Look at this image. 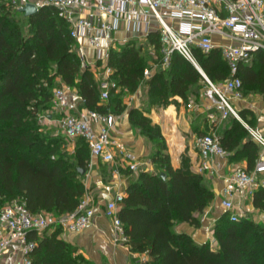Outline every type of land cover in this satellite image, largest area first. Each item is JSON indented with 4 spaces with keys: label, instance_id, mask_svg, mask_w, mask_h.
I'll use <instances>...</instances> for the list:
<instances>
[{
    "label": "trees",
    "instance_id": "1",
    "mask_svg": "<svg viewBox=\"0 0 264 264\" xmlns=\"http://www.w3.org/2000/svg\"><path fill=\"white\" fill-rule=\"evenodd\" d=\"M19 14L11 4L0 6V210L7 203L19 201L32 214L72 213L86 192L80 170H88L90 149L78 138L76 152H69L63 136L43 132L40 114L51 108L58 78L78 91L84 100L82 108L107 114L120 112L121 99L118 96L113 100V107L102 104L101 87L91 70L83 68L69 25L54 8L43 7L25 17L30 28L27 35L17 18ZM148 41L160 65L163 56L159 33L153 32ZM144 48L131 41L110 51L112 79L129 92H135L144 79L148 67ZM195 52L200 68L213 84L230 77L219 49L208 56ZM238 75L242 91L249 93L257 88L264 94V52L241 65ZM199 83H206L201 72L175 53L168 69L161 68L151 76L149 94L163 105H169L175 96L188 101L192 88H198ZM239 115L254 127V118H248L253 115L251 111ZM129 118L134 128L154 142L158 164V171H141L130 184L119 213L128 238L126 244L134 253L147 257L137 264H264V224L250 217L233 222L225 212L214 229L216 247L210 243L199 245L190 235L175 231L180 223L198 227L200 219L195 213H203L215 195L187 160L181 169L172 167L159 126L139 110H132ZM229 120L221 145L227 152H234L233 159H246L252 170L259 147L239 120L234 116ZM252 201L255 209L264 211V188L254 192ZM30 238L38 243L31 253L34 264H90L75 245L63 239L60 228L32 233Z\"/></svg>",
    "mask_w": 264,
    "mask_h": 264
},
{
    "label": "built area",
    "instance_id": "2",
    "mask_svg": "<svg viewBox=\"0 0 264 264\" xmlns=\"http://www.w3.org/2000/svg\"><path fill=\"white\" fill-rule=\"evenodd\" d=\"M9 3L17 11L29 3L38 9L52 7L68 23L70 37L76 43L87 40V46L95 52L93 60L102 62L107 72L100 86L102 100H109L111 92L118 89V84L111 79L114 70L109 66V56L117 43L112 34L126 27L132 38L122 44L134 40L141 43L158 32L163 56L161 68L168 69L172 56L180 54L208 82L218 99L216 108L220 117L235 116L242 121L230 96L242 98L240 67L249 64L254 54L264 52V0H9ZM216 38L220 39L218 44ZM214 49L220 50L230 71V77L222 85L211 82L196 58V50L208 56ZM78 55L83 66L90 68L91 61L84 48H80ZM148 72L145 71L146 76ZM70 90L64 85L54 89L51 108L40 114L42 128L54 121L60 132L52 136H63L69 142L82 138L90 149L91 159L114 164L116 173L123 165L130 172H137L138 156L112 136L115 117L80 109L70 99ZM245 126L259 147V159L253 170L238 167L228 179L222 207L233 222L247 218L241 203L243 196L252 197L255 191L264 188V134ZM196 146L203 159L202 171L211 169L209 160L213 157L228 156L216 135L198 137ZM124 198V192L116 194L105 209V215L113 220L116 244L128 241L119 218ZM95 215L88 193L82 196L75 212L58 216L47 212L32 214L19 201L7 203L0 210V261L18 254L13 264H34L31 253L38 243L30 238L32 233L60 228L63 233L80 234L92 227Z\"/></svg>",
    "mask_w": 264,
    "mask_h": 264
},
{
    "label": "crops",
    "instance_id": "3",
    "mask_svg": "<svg viewBox=\"0 0 264 264\" xmlns=\"http://www.w3.org/2000/svg\"><path fill=\"white\" fill-rule=\"evenodd\" d=\"M149 37L141 43H137L135 40L134 42H136L137 46H149L155 55L154 46L148 45ZM112 38L117 41L116 47H118L124 45L122 44L123 41L131 39L132 36L126 27H124L114 32ZM219 41L220 39L216 38L217 44ZM77 45L78 52L81 47L87 52L91 61L89 69L93 73L96 82L101 86L102 80L107 76L103 63L93 60L95 52L87 46L86 39L80 40ZM83 68L86 69L84 66ZM159 69H161L159 64L150 69L146 68L149 74L146 76L144 73V79L135 92H129L118 85V89L114 91L118 94L120 92L124 93V95L120 96L123 110L108 113L116 119L112 136L121 145H124L138 156L140 161L139 170L137 172H130L123 165L120 167L119 173H116L114 164H106L99 160L91 159L92 167H88V170L84 174V182L86 186L85 193L91 196L96 209L93 225L80 234L62 232L63 239L75 245L79 253L90 264H137L138 260H146L147 258L145 255L134 253L132 248L127 244H116L114 242L113 220L105 215L107 203L118 193L124 192L126 196L128 187L138 179L141 171H158V164L154 160V155L157 151L156 146L149 137L142 134L140 129L133 127L129 118L132 110H139L152 121L154 126L160 127L162 135L166 140V154L170 157L172 167L176 170L181 169L184 165V160H187L191 170L203 177L204 184L215 195V199L203 213H195V216L200 219L198 227L189 223H180L175 226L177 233L190 235L197 244L210 243L213 247L217 246L214 229L218 220L226 212L222 207V196L228 179L233 170L238 167L250 170L246 159H233L234 152H228L226 158L213 157L210 159L209 164L211 169L202 171L203 159L196 146V140L198 137L207 134L216 135L221 138L225 133L226 127L231 123L229 117L226 119L220 117L216 108L218 100L214 93L211 92V88L207 84L208 82L199 83L197 85L198 88H192L188 101L175 96L170 99L169 105L155 102L149 94V81L151 76ZM57 81L58 86H67L60 78ZM224 82L215 85H222ZM69 93L70 99L80 109H85L82 108L84 100L78 91L75 88H71ZM110 99L104 101L101 98L102 104L105 106L111 104V107H113L115 104ZM230 100L238 115L244 110L251 111L253 115H248V118H254V127L252 129L264 134V94L260 93L259 89L254 88L251 92L245 93L241 99L230 96ZM235 118L239 120L237 117ZM240 122L244 126L245 124L248 125L244 119ZM43 130L48 135H52L56 131L60 132L54 121L45 125ZM241 203L247 215H250L255 222L264 224V211L255 209L252 197L243 196ZM18 257V254L11 255L8 258L2 259L0 264H13Z\"/></svg>",
    "mask_w": 264,
    "mask_h": 264
},
{
    "label": "rangeland",
    "instance_id": "4",
    "mask_svg": "<svg viewBox=\"0 0 264 264\" xmlns=\"http://www.w3.org/2000/svg\"><path fill=\"white\" fill-rule=\"evenodd\" d=\"M10 3H9V0H1L0 1V6L1 5H9ZM17 18L18 19H20L21 21H22V26H23V32H24V34L25 35H27V34H29V25H28V23H27V21L25 20V15L24 14H22L21 12H20V14L19 15H17ZM144 55H145V57H146V59H147V62H148V69H150V68H153V67H155L157 64H158V58H157V56L156 55H154V51L152 50V48H150L149 46H145V48H144ZM151 71V70H150ZM206 83H207V81H206ZM208 84V83H207ZM245 90H243L242 91V93H243V95H245ZM122 95H124V93L123 92H120L119 94L118 93H114L113 95H112V97H111V99H110V101H113V100H115L118 96H122ZM216 97V96H215ZM217 98V97H216ZM218 100V99H217ZM233 117V116H232ZM43 132L45 133V130H43ZM251 135V134H250ZM65 139V138H64ZM66 140V139H65ZM66 142V148H67V150L69 151V152H71V153H75L76 152V150H77V148H78V146H79V144L76 142V141H74V142H69V141H65ZM247 217H250V218H252L250 215H247Z\"/></svg>",
    "mask_w": 264,
    "mask_h": 264
},
{
    "label": "water",
    "instance_id": "5",
    "mask_svg": "<svg viewBox=\"0 0 264 264\" xmlns=\"http://www.w3.org/2000/svg\"><path fill=\"white\" fill-rule=\"evenodd\" d=\"M40 9L37 8V6L33 3H29L23 8L20 9L19 12L25 15V17H31L39 12ZM81 174L84 175L86 173V170H80ZM161 177L165 178L166 174L162 173Z\"/></svg>",
    "mask_w": 264,
    "mask_h": 264
},
{
    "label": "bare ground",
    "instance_id": "6",
    "mask_svg": "<svg viewBox=\"0 0 264 264\" xmlns=\"http://www.w3.org/2000/svg\"><path fill=\"white\" fill-rule=\"evenodd\" d=\"M173 112V111H172Z\"/></svg>",
    "mask_w": 264,
    "mask_h": 264
}]
</instances>
